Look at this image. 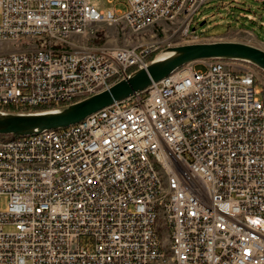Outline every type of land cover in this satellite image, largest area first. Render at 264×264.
I'll return each mask as SVG.
<instances>
[{
	"label": "built area",
	"instance_id": "built-area-1",
	"mask_svg": "<svg viewBox=\"0 0 264 264\" xmlns=\"http://www.w3.org/2000/svg\"><path fill=\"white\" fill-rule=\"evenodd\" d=\"M123 1L0 0V43L18 48L0 52V112L59 109L150 62L148 47L73 41L91 23L218 40L191 27L210 0ZM237 62H191L75 124L0 135V264H264V88Z\"/></svg>",
	"mask_w": 264,
	"mask_h": 264
},
{
	"label": "rangeland",
	"instance_id": "rangeland-1",
	"mask_svg": "<svg viewBox=\"0 0 264 264\" xmlns=\"http://www.w3.org/2000/svg\"><path fill=\"white\" fill-rule=\"evenodd\" d=\"M98 11L118 10L124 12L127 7L123 0H87ZM196 32H205L201 36H217V41H236L256 46L264 50V2L256 0H210L196 13ZM198 22V24H197ZM202 23V24H201ZM197 24V25H196ZM181 26L176 22L159 21L141 31H134L124 22H96L88 25L85 37L73 39L76 43L105 47L149 48L157 60L171 54V47L199 43L197 40L183 37ZM207 42V41H200ZM213 42V41H211ZM18 49L13 43H0V52ZM149 55V54H148ZM147 55V57H148ZM164 55L163 57H160ZM243 69L251 70L257 75L259 89L264 88V76L255 66L247 62H237ZM204 65L196 64L195 69H204ZM1 138V137H0ZM7 207V197L0 199V210ZM12 226H4V230H12Z\"/></svg>",
	"mask_w": 264,
	"mask_h": 264
},
{
	"label": "water",
	"instance_id": "water-1",
	"mask_svg": "<svg viewBox=\"0 0 264 264\" xmlns=\"http://www.w3.org/2000/svg\"><path fill=\"white\" fill-rule=\"evenodd\" d=\"M211 58L247 62L264 72V50L256 46L236 41L182 44L171 47L170 55L152 60L109 88L62 108L41 112H0V135H30L67 127L114 101L145 89L185 64Z\"/></svg>",
	"mask_w": 264,
	"mask_h": 264
},
{
	"label": "trees",
	"instance_id": "trees-1",
	"mask_svg": "<svg viewBox=\"0 0 264 264\" xmlns=\"http://www.w3.org/2000/svg\"><path fill=\"white\" fill-rule=\"evenodd\" d=\"M197 24H198V22H197ZM199 34L207 35V34H205V32H199ZM153 55H154L153 53L152 54L149 53L147 59L151 60L152 59L151 57ZM258 70H260V69H258ZM260 72L264 76V72L261 70H260ZM54 107H55L54 105H39V106H33V107L5 106L2 108V110L5 112H41V111H45V110H48V109L54 108Z\"/></svg>",
	"mask_w": 264,
	"mask_h": 264
},
{
	"label": "bare ground",
	"instance_id": "bare-ground-1",
	"mask_svg": "<svg viewBox=\"0 0 264 264\" xmlns=\"http://www.w3.org/2000/svg\"><path fill=\"white\" fill-rule=\"evenodd\" d=\"M164 55H161L160 57H163Z\"/></svg>",
	"mask_w": 264,
	"mask_h": 264
}]
</instances>
